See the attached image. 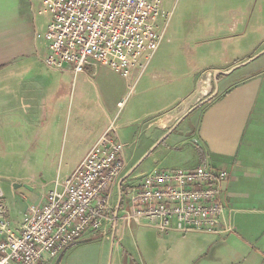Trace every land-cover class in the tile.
<instances>
[{
	"label": "crops",
	"instance_id": "obj_1",
	"mask_svg": "<svg viewBox=\"0 0 264 264\" xmlns=\"http://www.w3.org/2000/svg\"><path fill=\"white\" fill-rule=\"evenodd\" d=\"M251 1L222 5L227 17L231 9L234 12L221 34L214 37L223 40L232 55L264 50L262 42L258 43L264 38V0H253L243 20L236 13ZM48 20L40 0H0V188L12 225L17 226L29 204L43 201L55 179L62 181L73 171L106 131L119 102L130 96L129 86L136 78L137 109L126 113V121H131L129 126L139 121L138 145L130 153L123 149L125 167L111 187V203L119 201L124 182H135L147 170L133 174L154 146L170 136V149H177V153L168 161L152 163L166 164L163 168L170 169H191L200 163L226 169L228 178L222 185L221 199L232 231L181 233L172 229L158 233L142 223L120 224L115 236L109 232L86 235L52 264H65L69 252L67 260L72 264H264V55L248 56L241 64L232 59L213 71L189 72L175 77L174 85H170V75L163 77L158 68L141 72L138 78L134 69L129 79L104 66L74 73L70 65L57 69L44 62ZM76 77L93 88L103 122L93 109H84L87 119L82 120L85 116L80 117L76 105L73 107ZM82 91L88 89L82 86ZM182 91H186L185 96ZM61 109L66 112L62 130V122L57 123ZM196 109V122L179 130ZM61 141L70 151L80 152L68 153L73 163L63 171L59 156L56 172L48 182L47 162L54 157L45 151H54ZM15 183L28 188L14 187ZM132 232L147 240L142 248L137 244L136 256L130 252L128 234ZM159 250L166 251L164 256Z\"/></svg>",
	"mask_w": 264,
	"mask_h": 264
},
{
	"label": "built area",
	"instance_id": "obj_2",
	"mask_svg": "<svg viewBox=\"0 0 264 264\" xmlns=\"http://www.w3.org/2000/svg\"><path fill=\"white\" fill-rule=\"evenodd\" d=\"M40 1L49 17L44 33L47 66L70 65L74 73L104 66L126 79L134 69L137 78L144 70L169 15L165 0ZM129 87L128 95L133 84ZM115 119L73 171L62 181L54 180L41 203L27 206L17 226L10 222L0 188V264H52L86 235L115 236L120 224L132 222L163 233L232 231L221 199L228 172L205 163L142 173L135 182L123 183L119 201L112 204L111 187L125 167Z\"/></svg>",
	"mask_w": 264,
	"mask_h": 264
},
{
	"label": "rangeland",
	"instance_id": "obj_3",
	"mask_svg": "<svg viewBox=\"0 0 264 264\" xmlns=\"http://www.w3.org/2000/svg\"><path fill=\"white\" fill-rule=\"evenodd\" d=\"M233 1L234 0H177L174 4L173 0H165L163 3V7L166 11L169 12V15L166 20L163 37L159 46L150 57L142 72L146 74L147 72H149V70L150 72H153V68H158L161 70L163 77L167 78L170 75V85H174L176 83H173L175 77L176 79L177 77H183L189 72L198 73L201 71L206 72V70L213 71V67L220 66L221 64H224L227 61L229 62L232 59L240 60L241 64L243 62L242 60L246 59L248 56H251L252 53H242V51H239L232 55L223 46V40L216 39L214 37L216 34H221L227 23L231 21L229 19L231 13L234 12V8L231 9V13L227 17L225 10L226 8H223L222 5H231L233 4ZM252 4L253 0L249 3L248 6L239 7L240 11H235L239 16L238 19L243 20V18H247L246 14H248V10H251ZM229 8H231V6ZM233 22L235 21L233 20L231 23ZM253 23L254 20L251 19V24ZM259 42H262L261 45L263 46L264 38L260 39L258 43ZM263 53L264 50L258 52L257 54L255 53L254 55H252L251 59H253V57H263ZM131 83L133 84V87L131 93L129 94L130 96L128 95L129 97H127L123 104L119 108H117V113L114 114V117L116 118L114 124L117 128V137L124 144L123 149L127 153H130L133 150L137 149L138 145V136L136 135V131L139 124L136 123H138L139 121L131 124V126H129L128 124V122L131 121H126V113L128 111H135L137 109L135 103L137 101L136 95H138L139 86H134L135 82L133 80L131 81ZM75 85L77 87V91H75V93L73 94V107L76 105V107L78 108L79 116H85L84 114H82L84 112V109L86 111L93 109L92 113L96 114L97 117L98 109L96 107L97 103L95 102V92H93V88L89 85H83L82 81L77 77L75 78ZM82 86H84L85 89H88V91H82ZM185 92L186 91H182L180 94L185 96ZM86 93L89 95H86ZM90 100H93V102H89ZM198 113V109L194 110V112H192V114L190 115V119L184 120L178 126V129L184 130L186 127L190 128L189 124L191 122L192 124L196 122ZM98 117V120H100V122H103V114L100 113ZM65 119L66 112L65 110L61 109V120H57V123L62 122L60 130H62ZM86 119L87 117L85 116V118L82 120ZM177 151V149H170V136L167 137L162 142H159V144H156L154 146L149 154V157L138 166L137 170L134 171L133 174L143 169H147L144 173H148L154 169H162L166 164H155L152 163V161H168L170 160V155L176 154ZM70 152L77 154L80 152V150L74 149L73 151H70L68 146L65 145L63 141H61L60 145H57L54 151H45V153H49L52 157H54L52 162H47L46 178L48 179V182L51 181L56 172V166L59 161V156H61V158L63 159L60 163V170L63 171L72 166L71 164L73 163V161L68 159V153ZM133 174L131 177L135 176ZM128 182L133 181L132 179H130L128 180ZM149 229L158 232L154 228ZM128 236L129 242L131 243L130 252L133 256H136L139 252L137 244L140 246V248H142L147 244V240L140 234L138 235V238H136V235L133 232L129 233ZM161 237L164 236L161 235ZM165 248L167 249V246ZM165 252V250H159L158 253L160 256H164ZM69 255L70 252L67 254L66 260L63 261L65 262V264H72L70 259L67 260ZM61 262L62 261H60V263Z\"/></svg>",
	"mask_w": 264,
	"mask_h": 264
},
{
	"label": "water",
	"instance_id": "obj_4",
	"mask_svg": "<svg viewBox=\"0 0 264 264\" xmlns=\"http://www.w3.org/2000/svg\"><path fill=\"white\" fill-rule=\"evenodd\" d=\"M18 186H24V187H27L26 184H24V183H15V184H14V187H18ZM27 188H28V187H27ZM82 241H84V240H82Z\"/></svg>",
	"mask_w": 264,
	"mask_h": 264
}]
</instances>
